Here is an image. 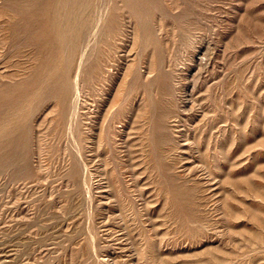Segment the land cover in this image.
<instances>
[{"label": "rangeland", "instance_id": "374dc122", "mask_svg": "<svg viewBox=\"0 0 264 264\" xmlns=\"http://www.w3.org/2000/svg\"><path fill=\"white\" fill-rule=\"evenodd\" d=\"M78 2L0 0V264H264V0Z\"/></svg>", "mask_w": 264, "mask_h": 264}, {"label": "bare ground", "instance_id": "6f19581e", "mask_svg": "<svg viewBox=\"0 0 264 264\" xmlns=\"http://www.w3.org/2000/svg\"><path fill=\"white\" fill-rule=\"evenodd\" d=\"M61 1V0H60ZM63 3V2H62ZM86 3V2H85ZM84 3V4H85ZM87 4V3H86ZM65 6L67 7H64L65 8V12H64V14H68V15H70L69 17V20H68V22H67V24L65 25V26H63L62 24H60V23H58L57 21H56V28H57V33H58V38H57V40L59 39V42H60V46L62 47V48H65L68 44H70L71 46H70V48H69V56L67 57V61L68 62H66L68 65H69V63L71 62V63H73L72 62V59H73V56H74V53L76 52L75 51V49H76V43H77V41H78V39H80V37H81V28H80V25H79V18H78V13L80 12V11H78L77 13H76V10H78L77 8H78V6H79V2H78V0H65ZM83 5L81 4V7H82ZM84 7H85V5H84ZM86 7H88V6H86ZM57 11V10H56ZM53 15V14H52ZM81 15V14H80ZM58 16V15H57ZM64 16V15H63ZM82 16V15H81ZM68 18V17H67ZM83 18V17H82ZM65 19V18H64ZM81 19V18H80ZM82 20H80V22H81ZM50 22H52V21H50ZM83 22H85V21H83ZM80 24H82V23H80ZM52 25H53V23H52ZM50 31V30H49ZM48 32V31H47ZM51 34V33H50ZM82 39V38H81ZM71 42H72V44H71ZM59 45V44H58ZM40 47V46H39ZM49 48V47H48ZM61 49V48H60ZM66 49V48H65ZM78 51V50H77ZM60 52V51H59ZM54 61V60H53ZM66 64V65H67ZM71 65V64H70ZM58 66V65H57ZM62 66V65H61ZM67 67V66H66ZM65 68V67H64ZM67 69H68V67H67ZM66 69V70H67ZM63 71H64V69H63ZM64 73H65V71H64ZM78 73V72H77ZM68 74V73H67ZM49 78V77H48ZM51 79V78H50ZM50 79H48V80H50ZM36 80V79H35ZM41 80V79H40ZM51 81H53V80H51ZM31 82V81H30ZM29 82V83H30ZM38 84V83H37ZM62 84V83H61ZM42 86H44V85H42ZM49 85H47V86H45V89L44 90H46V91H48V89L50 90V88L52 87V85H50L49 87H48ZM47 87V88H46ZM66 87V86H65ZM68 87V86H67ZM59 89V88H58ZM62 89V88H61ZM53 91H55V90H53ZM67 89L65 90V94L67 93ZM51 92H52V90H51ZM47 95H49V94H46V96ZM52 95V94H51ZM26 96V95H25ZM32 97V96H31ZM58 97V96H57ZM26 99V98H25ZM27 100V99H26ZM15 103V102H14ZM73 106V105H72ZM74 108V107H73ZM14 110V109H13ZM66 112V111H65ZM12 117V116H11ZM26 119V118H25ZM2 123V122H1ZM13 125H16V123H14ZM17 127V126H16ZM15 127V129L17 130V128ZM3 129H4V127H2ZM2 128H0V130H3ZM6 128H8V127H6L5 126V129ZM11 129H13V127H11ZM8 130V129H7ZM9 130H10V128H9ZM8 130V131H9ZM15 130V131H16ZM4 131V130H3ZM15 131H11L12 133H14ZM1 132V131H0ZM6 132V131H5ZM4 132V133H5ZM11 133V134H12ZM2 134H3V132H2ZM7 134H9L10 136H11V134L10 133H7ZM15 134V133H14ZM14 134H12V135H14ZM17 135H15V137H16ZM14 137V136H13ZM17 138V137H16ZM1 139V138H0ZM8 139V138H7ZM9 140H11V138H9ZM1 141V140H0ZM6 141V140H5ZM4 141V142H5ZM19 141V140H18ZM7 142V141H6ZM9 143V142H8ZM9 145V144H8ZM7 145V146H8ZM19 145V144H18ZM6 146V145H5ZM5 146H4V149H6L5 148ZM20 147H21V144L19 145ZM10 147H11V149H10V151H12V154H11V157L13 158L14 156H13V153H15V150H16V152H17V149L16 148H18L17 147V142L15 141H13V142H11V144H10ZM20 147H19V149H20ZM0 148H2V146H1V144H0ZM9 148V147H8ZM7 150V149H6ZM5 150V151H6ZM2 151H4L3 150V148H2ZM5 151L4 152H2V154H4L5 153ZM6 154V153H5ZM16 154V153H15ZM17 155H20V153L19 154H17ZM2 157H3V155H1ZM4 156H6V155H4ZM7 157V156H6ZM6 157H4L3 159H5ZM18 157V156H17ZM8 159V158H7ZM7 159H6V161H7ZM12 160V159H11ZM14 160V159H13ZM15 160H17V158L15 159ZM9 161V160H8ZM16 162V161H15Z\"/></svg>", "mask_w": 264, "mask_h": 264}]
</instances>
